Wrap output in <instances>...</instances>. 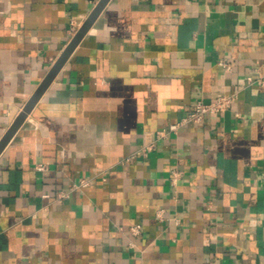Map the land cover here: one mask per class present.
I'll return each mask as SVG.
<instances>
[{
	"label": "crops",
	"instance_id": "0c3cea01",
	"mask_svg": "<svg viewBox=\"0 0 264 264\" xmlns=\"http://www.w3.org/2000/svg\"><path fill=\"white\" fill-rule=\"evenodd\" d=\"M98 1L0 0V138ZM261 74L264 0H109L0 153V264H264Z\"/></svg>",
	"mask_w": 264,
	"mask_h": 264
},
{
	"label": "water",
	"instance_id": "95a60500",
	"mask_svg": "<svg viewBox=\"0 0 264 264\" xmlns=\"http://www.w3.org/2000/svg\"><path fill=\"white\" fill-rule=\"evenodd\" d=\"M109 0H99L97 4L94 6L92 11L89 13V15L84 19L82 24L79 26L77 31L75 32L74 36L70 40V42L67 44V46L64 48L62 53L58 56L44 79L41 81L39 86L36 88V90L32 93L28 101L25 103L21 111L18 113V115L14 118L11 125L8 127L6 132L3 134V136L0 138V153L2 152L3 148L6 146V144L9 142L11 137L14 135L18 127L22 124L24 119L27 117L28 113L32 110V108L35 106V104L38 102V100L41 98L43 93L46 91L48 86L51 84L52 80L55 78V76L58 74L59 70L62 68L66 60L69 58L75 47L79 44V42L82 40V38L85 36V34L88 32V30L91 28V26L94 24L106 4Z\"/></svg>",
	"mask_w": 264,
	"mask_h": 264
},
{
	"label": "built area",
	"instance_id": "2783aa9c",
	"mask_svg": "<svg viewBox=\"0 0 264 264\" xmlns=\"http://www.w3.org/2000/svg\"><path fill=\"white\" fill-rule=\"evenodd\" d=\"M227 68L229 67L228 63L222 62ZM248 84L259 83L264 84V74L259 75L258 77L248 76L247 77ZM238 99V92H231V93H223L217 95L215 98L206 101L202 98L198 99L194 105V107L180 120L175 123L169 125V130L176 131L181 125L187 123H199L204 121V119L211 113H216L221 110H224L234 104ZM154 146L153 142L143 146L138 153L142 155H146L147 151L152 149ZM37 168L39 170H44L46 166L44 164H38ZM178 171H174L172 174V181L175 183L179 176ZM88 181L83 179L80 182V185H86ZM77 186V185H76ZM79 186V185H78ZM131 230L134 233L140 232V225H134L131 227Z\"/></svg>",
	"mask_w": 264,
	"mask_h": 264
}]
</instances>
